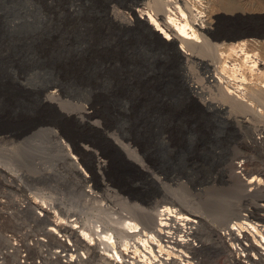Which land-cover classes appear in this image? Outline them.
I'll list each match as a JSON object with an SVG mask.
<instances>
[{"label": "rangeland", "instance_id": "obj_1", "mask_svg": "<svg viewBox=\"0 0 264 264\" xmlns=\"http://www.w3.org/2000/svg\"><path fill=\"white\" fill-rule=\"evenodd\" d=\"M245 13L238 10L231 16L233 20L222 21L217 30L213 28L214 33L227 37L248 35L247 38L264 34V13H251L249 9ZM99 27L104 29L103 34L97 32ZM122 41L125 42L113 25L99 21L92 5L74 14L62 6V0H0V168L3 169L0 171V264H6L3 257L16 251L19 252L18 264H44L49 253L58 250L50 241L39 244L46 238L44 225L18 211L17 203L21 204L24 198L21 195L25 192L36 191L38 193L34 194L46 200L47 197L59 198L69 207L78 208L79 205L74 185L63 184L58 178L47 175L44 169L53 168L59 162L58 150L51 134L45 130L55 128L62 120L55 110L39 101L41 91L54 84L64 89L62 99L65 102L59 104L64 114H75L81 111V105L95 102L99 110L96 120L111 127V132L116 134L113 140L118 138L125 146L130 145L129 148L119 147L120 152L117 147L108 145V140L102 142L111 153L120 152L117 156L122 153L120 158L126 161L127 172L138 180L126 183L121 179L122 185L117 187L108 180L117 196L101 194L99 205L114 212L113 217L118 216L120 209L133 216L136 207L150 210L166 199L182 197L186 205L183 213L197 220L203 236L208 232V237H200L205 240V249L197 262L224 264V255L212 252L214 240L209 236L226 232V220L233 208L245 201L236 181L223 174V164L232 160L251 169L253 163L264 170V152L250 151L243 145L242 135L246 130L226 121L228 113L223 118L215 112L189 110L187 95L176 87V74L168 66L156 68L145 45L137 44L145 53L142 57L145 59L136 68L127 69L128 60H113L125 53ZM258 72L262 77L253 79V83L264 80V67ZM212 98L216 100L217 97L212 95ZM119 105L123 109H119ZM258 110L264 112V105L257 104ZM232 115L238 119L245 117L235 110ZM76 124V128L75 124L71 126L76 133L100 140L102 126L88 119ZM31 130H35L34 133ZM133 153L144 162L140 170L131 164L136 159ZM148 174L154 175L155 181L152 182ZM12 176H20L23 190L17 191ZM38 179H41L39 183ZM17 198L20 199L16 201ZM180 206L179 203L175 205L177 209H181ZM196 241L201 245L200 239ZM209 247L212 250H207Z\"/></svg>", "mask_w": 264, "mask_h": 264}, {"label": "bare ground", "instance_id": "obj_2", "mask_svg": "<svg viewBox=\"0 0 264 264\" xmlns=\"http://www.w3.org/2000/svg\"><path fill=\"white\" fill-rule=\"evenodd\" d=\"M91 5L99 21L109 22L125 42L129 41H122L125 53L113 60H128L126 68H136L145 59H142L145 53L137 44L145 45L153 56L156 68L168 66L176 74L178 84L175 86L187 95L189 110L195 113L215 112L222 116L228 113V116L225 115L226 121L246 130L242 135L243 145L250 151L264 152V135H261L264 132V112L257 111V104L264 105V80L252 82L262 77L258 71L264 67V34H255L250 38L240 35L225 40L213 31L222 21L233 20L231 16L238 10L243 13L247 9L251 13H264V0H62V6L74 14ZM229 15L231 18L227 17ZM97 32L103 34L104 29L99 27ZM199 72H204L203 76ZM58 85H49L39 94L41 104L55 110L62 120L61 123L53 120L55 128H46L47 132L41 128L51 134L59 154V162L53 168L44 169L48 171L47 175L58 178L63 184L74 185L79 199L78 208L69 207L59 198H41L39 194H34L38 193L36 191L25 192L21 195L24 196L21 204L17 203L21 214L44 225L46 238H42L39 244L50 241L53 248L58 249L49 253L44 264H199L197 260L201 259L197 258L205 246V240L202 241L200 237L207 236L208 232L203 236L197 220L183 213L186 205L182 197L166 199L150 210L136 207L133 216L124 214V209H120L118 216L113 217L114 212L99 205L101 194L113 193L117 196L108 180L116 187L122 185L121 179L126 183L138 180L127 172L126 161L120 158L123 157L122 153L117 156L121 152L119 147L129 148L130 145L125 146L118 138L113 140L116 134L111 132V127L96 120L99 110L95 102H86L81 105V111L75 114H64L59 107L60 103L65 102L62 99L64 89ZM212 95L217 97L216 100ZM233 110L242 112L245 117L238 119L232 115ZM85 119L103 127V131H99L100 140L72 129L74 124L76 128L77 121ZM70 121L72 123L69 124ZM4 134L9 141L7 133ZM104 139L120 152L113 154L103 147ZM135 157V163L131 164L138 169L144 167L141 158L138 155ZM260 166L251 163L252 168L248 169L241 162L234 163L232 160L223 164V174L236 181V187L239 186L245 201L243 205L233 208L226 220V232H216V237L209 236L214 240L211 243L212 252L214 255H224V264H264V170ZM0 171L3 172V169L0 168ZM147 177L155 181L154 175L148 174ZM11 178L17 191L23 190L20 176ZM74 200L77 201L76 198ZM177 203L182 206L181 209L175 207ZM1 206L4 205L1 203ZM196 239H200L201 245L197 244ZM80 250L83 252L80 253ZM18 258V251L3 257L6 264H18Z\"/></svg>", "mask_w": 264, "mask_h": 264}, {"label": "water", "instance_id": "obj_3", "mask_svg": "<svg viewBox=\"0 0 264 264\" xmlns=\"http://www.w3.org/2000/svg\"><path fill=\"white\" fill-rule=\"evenodd\" d=\"M221 36V38L222 39H225V40H230V39H232V38H236V37H227V36H222V35H220ZM264 38V37H263Z\"/></svg>", "mask_w": 264, "mask_h": 264}]
</instances>
